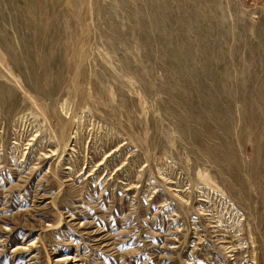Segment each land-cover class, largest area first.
I'll use <instances>...</instances> for the list:
<instances>
[{
	"label": "rangeland",
	"instance_id": "374dc122",
	"mask_svg": "<svg viewBox=\"0 0 264 264\" xmlns=\"http://www.w3.org/2000/svg\"><path fill=\"white\" fill-rule=\"evenodd\" d=\"M0 264H264V0H0Z\"/></svg>",
	"mask_w": 264,
	"mask_h": 264
}]
</instances>
